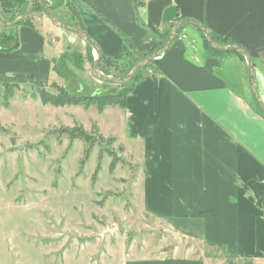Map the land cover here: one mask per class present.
Listing matches in <instances>:
<instances>
[{
    "label": "crops",
    "instance_id": "0c3cea01",
    "mask_svg": "<svg viewBox=\"0 0 264 264\" xmlns=\"http://www.w3.org/2000/svg\"><path fill=\"white\" fill-rule=\"evenodd\" d=\"M66 2L77 15L63 8L56 13L60 19L83 28L102 57L113 59L123 56L125 46L136 57L157 51L162 40L164 46L173 25L163 21V13L175 6L179 20L198 21L221 45H239L250 54L264 101V0ZM32 15L12 33L15 49L0 44V74L33 76L47 84L54 60L79 39L55 27L46 14ZM204 44L198 28L184 27L144 70L124 108L134 133L128 136L140 147L144 212L158 222L178 223L174 228L191 235L184 237L200 255L128 254L124 264H264V118L222 75L227 60L247 66L245 56L216 53Z\"/></svg>",
    "mask_w": 264,
    "mask_h": 264
},
{
    "label": "rangeland",
    "instance_id": "374dc122",
    "mask_svg": "<svg viewBox=\"0 0 264 264\" xmlns=\"http://www.w3.org/2000/svg\"><path fill=\"white\" fill-rule=\"evenodd\" d=\"M16 29L0 28V37L11 34L13 43ZM76 43L71 50L84 55L85 46ZM86 66L67 81L55 72L46 90L56 94V84L72 93L96 92L92 66ZM222 75L257 109L247 66L227 60ZM79 128L92 136L91 149L67 133ZM131 132L119 106L99 113L94 106L44 105L32 81L14 88L0 77V264H124L128 254L200 255L184 237L189 234L174 228L178 223L144 212L140 147ZM109 152L119 157L114 170ZM188 228L192 233L191 222Z\"/></svg>",
    "mask_w": 264,
    "mask_h": 264
},
{
    "label": "trees",
    "instance_id": "16d2710c",
    "mask_svg": "<svg viewBox=\"0 0 264 264\" xmlns=\"http://www.w3.org/2000/svg\"><path fill=\"white\" fill-rule=\"evenodd\" d=\"M29 1L30 0H1L0 9L4 20L6 22H11L17 17L23 15L26 12ZM64 9H66L67 13L71 14L72 16L77 15L76 9L70 3H67ZM33 13L45 14V11L40 4H36ZM30 22L31 17L20 25L29 24ZM79 29L84 30L80 27ZM10 35L11 34L7 35V33H5L3 37H0V44L5 49L13 50L16 48V43H12L13 38ZM167 38L168 35L165 37V40ZM163 44L164 41L162 40L157 45V49H159ZM205 47L211 51H214L213 49H211L206 39ZM71 49L72 48L67 49L63 55H60L53 62L54 72H56L58 76L64 81L70 80L71 78L76 79L74 76L75 70H84L87 63L91 64L92 66L95 61L92 54L93 49L90 44L86 43L84 55H82L77 49ZM152 53L136 57L134 53L130 52V50L125 46L123 49V56L119 58L113 59L102 57L100 60L99 69L105 76H125L131 72V70L139 60L151 55ZM153 63L154 61L141 69L129 83L118 85L113 83H98L101 88L96 92H92L86 95L82 93H72L65 87H60L56 84H53L52 86L57 89V93L54 94L48 92L46 90L45 83L36 81L33 76H8L7 74H0V77L9 82L10 86L14 88H18L21 84L26 83V81H32V84L37 88L39 98L44 105H51L57 108L66 106H83L86 109L94 106L98 109L99 113H103L106 108L112 106H119L124 109L126 107L128 95L134 90L137 83L142 79L143 70H146L147 68L152 66ZM256 107V110L264 118L262 110L257 103ZM67 133L70 135L72 140L79 139L89 144L90 149L93 147L92 136L87 134L82 128L67 131ZM90 149H88V154ZM109 154L115 157L113 163L111 164V170H114L116 163L119 161V157L111 152H109Z\"/></svg>",
    "mask_w": 264,
    "mask_h": 264
},
{
    "label": "water",
    "instance_id": "95a60500",
    "mask_svg": "<svg viewBox=\"0 0 264 264\" xmlns=\"http://www.w3.org/2000/svg\"><path fill=\"white\" fill-rule=\"evenodd\" d=\"M1 3V0H0ZM66 0H30L28 7L26 9V12L14 19L11 22H6L2 16L0 15V28H11L14 26H18L22 23H24L27 19L31 17L33 14L34 8L36 4H40L47 17L50 19L51 23L68 33H71L75 35L77 38H79L83 43H88L91 45L92 49L97 53V58H95V61L92 65L91 69V75L92 77L99 83H113V84H126L133 80V78L137 75V73L143 69L145 66H147L149 63L155 61L157 57H159L161 54L167 52L173 45L174 41L178 38L180 31L188 25L194 26L198 28L205 36L206 41L208 42L211 49L218 52H238L245 56L247 68L249 72V78L251 82V89L252 93L255 97V101L258 104V106L261 108L262 113L264 115V101L262 99V96L260 94L259 84L257 80L256 70L254 66V62L252 60V57L250 54L241 46L239 45H221L218 43L211 31L202 23L198 21H194L191 19H185V20H179V11L175 6L168 7L165 9L163 13V21L166 24L173 25L169 37L165 41V45L162 46L157 51L153 52L151 55L139 60L131 72L125 76H105L99 69L100 60L102 58V52L100 50L99 45L96 43V41L84 30L78 29L72 25H69L62 19L58 17L56 14L58 11L63 9L66 6Z\"/></svg>",
    "mask_w": 264,
    "mask_h": 264
},
{
    "label": "built area",
    "instance_id": "2783aa9c",
    "mask_svg": "<svg viewBox=\"0 0 264 264\" xmlns=\"http://www.w3.org/2000/svg\"><path fill=\"white\" fill-rule=\"evenodd\" d=\"M137 2H138L139 4H143V3L146 2V0H137ZM95 53H96V52L93 50V51H92V54H93L94 59L97 58V56L95 55ZM160 58H161V56L157 57L156 60H159Z\"/></svg>",
    "mask_w": 264,
    "mask_h": 264
},
{
    "label": "bare ground",
    "instance_id": "6f19581e",
    "mask_svg": "<svg viewBox=\"0 0 264 264\" xmlns=\"http://www.w3.org/2000/svg\"><path fill=\"white\" fill-rule=\"evenodd\" d=\"M95 55L97 56V53H95Z\"/></svg>",
    "mask_w": 264,
    "mask_h": 264
}]
</instances>
